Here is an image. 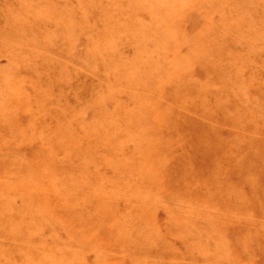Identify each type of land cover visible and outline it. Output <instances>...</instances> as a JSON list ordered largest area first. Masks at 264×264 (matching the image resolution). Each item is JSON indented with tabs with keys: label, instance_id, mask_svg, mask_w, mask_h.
<instances>
[{
	"label": "rangeland",
	"instance_id": "rangeland-1",
	"mask_svg": "<svg viewBox=\"0 0 264 264\" xmlns=\"http://www.w3.org/2000/svg\"><path fill=\"white\" fill-rule=\"evenodd\" d=\"M0 264H264V0H0Z\"/></svg>",
	"mask_w": 264,
	"mask_h": 264
},
{
	"label": "bare ground",
	"instance_id": "bare-ground-1",
	"mask_svg": "<svg viewBox=\"0 0 264 264\" xmlns=\"http://www.w3.org/2000/svg\"><path fill=\"white\" fill-rule=\"evenodd\" d=\"M169 5V4H168ZM168 7V6H167ZM159 36V35H158ZM152 40H154V38H152ZM152 53V52H151ZM151 53H146V57H151L152 56V54ZM150 59V58H149ZM145 70H147L146 68H145ZM250 71V70H249ZM248 71V72H249ZM251 73H252V71H251ZM250 72H249V74H251Z\"/></svg>",
	"mask_w": 264,
	"mask_h": 264
}]
</instances>
